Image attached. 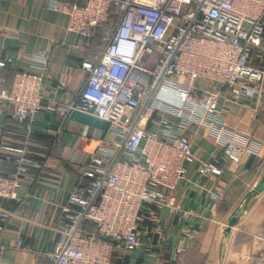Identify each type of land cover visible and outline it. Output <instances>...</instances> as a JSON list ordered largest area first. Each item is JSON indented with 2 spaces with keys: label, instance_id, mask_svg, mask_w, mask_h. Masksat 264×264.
<instances>
[{
  "label": "built area",
  "instance_id": "obj_1",
  "mask_svg": "<svg viewBox=\"0 0 264 264\" xmlns=\"http://www.w3.org/2000/svg\"><path fill=\"white\" fill-rule=\"evenodd\" d=\"M49 7L67 16V31L83 38L98 26L106 29L102 50L80 63L86 77L75 100L45 109L58 113L61 123L70 110L91 115L105 121L111 135L77 173L54 227L62 241L48 254L49 264H122L139 243L147 206L180 210L173 192L184 163L194 159L185 135L189 125L207 129L218 147L209 161H199L202 177L219 175L221 163L258 156L261 143L226 122L220 91H237L245 99L264 95V0H51ZM253 51L261 52L262 66L252 65ZM36 59L39 72L18 71L9 89L0 87L9 118L23 123L26 136L19 145L0 144L15 165L0 174V232L15 215L2 202L17 199L22 177L37 164L28 138L35 113L44 108L47 57ZM13 62L0 57V68ZM198 80L214 81L220 91L199 87ZM149 123L157 130L148 129ZM223 195L218 188L212 199L218 203ZM86 222L98 233L86 232ZM257 237L254 263L264 264V232ZM185 238L194 239V232ZM6 248L0 241V255Z\"/></svg>",
  "mask_w": 264,
  "mask_h": 264
},
{
  "label": "crops",
  "instance_id": "obj_2",
  "mask_svg": "<svg viewBox=\"0 0 264 264\" xmlns=\"http://www.w3.org/2000/svg\"><path fill=\"white\" fill-rule=\"evenodd\" d=\"M50 2L0 0V57H11L12 69L29 73L39 72L41 61L36 58L47 57L40 90L44 108L35 113L28 138L37 164L22 177L17 199L2 202L15 215L0 232V241L7 245L0 264H49L48 254L62 241L54 227L63 217L61 207L76 185L77 173L97 152L99 141L111 137L101 119L70 110L61 123L58 113L45 109L48 104L68 105L75 100L86 77L81 61L103 48L98 34L83 38L67 31V16L50 9ZM251 55L252 65L262 66L261 52ZM12 80L10 72L0 70V87L7 89ZM197 85L220 91L211 80H198ZM220 92L226 122L261 143L258 156L221 163L219 175L202 177L199 161H209L218 147L207 129L189 125L185 135L191 140L194 159L184 163V176L173 192L180 210L155 211L147 206L138 230L139 243L121 258L122 264H255L260 252L257 236L264 232V190L247 200L231 231L225 229L230 215L264 172V95L245 99L237 91ZM8 117L0 100V144H22L26 138L23 123ZM147 128L157 130L158 125L149 123ZM4 156L0 151V174L15 169ZM218 188H223L224 195L215 203L212 193ZM189 231L194 232V239L185 238ZM180 247L184 251L179 252Z\"/></svg>",
  "mask_w": 264,
  "mask_h": 264
},
{
  "label": "water",
  "instance_id": "obj_3",
  "mask_svg": "<svg viewBox=\"0 0 264 264\" xmlns=\"http://www.w3.org/2000/svg\"><path fill=\"white\" fill-rule=\"evenodd\" d=\"M262 190H264V172L262 174V176L260 177L258 183L254 186L253 190L250 191L245 198L243 199L242 203H240V205H238V207L233 211V213L230 215L229 219H228V225L225 229L226 233H229L231 231L232 226H234L238 220L241 218V214L240 213L238 215V212L240 209L243 208L242 212L244 213L245 209H246V203L247 200L252 197L255 194H258L259 192H261Z\"/></svg>",
  "mask_w": 264,
  "mask_h": 264
},
{
  "label": "trees",
  "instance_id": "obj_4",
  "mask_svg": "<svg viewBox=\"0 0 264 264\" xmlns=\"http://www.w3.org/2000/svg\"><path fill=\"white\" fill-rule=\"evenodd\" d=\"M79 3H82V2L79 1ZM113 20H114V18L111 16L108 22L111 23ZM105 29H106L105 26H98V27H96V28L94 29V31H93V35H92V36H95L96 34H98L99 37H100V39H101V35H102V33L104 32ZM0 70H1V71H3V70H7L8 72H10V73H11V76H12V79H13L15 73L18 72V70H14V69L11 68V64H7V65L1 67ZM5 88H6V87H5ZM9 88H10V87H8L7 89H9ZM8 118H9V117H8ZM84 230H85L86 232H95V233H98V230H97L96 226H95L94 224L90 223V222H86V223L84 224ZM118 258H119V257L117 256V253H116V251H115V252L113 253V257H112V259H113L114 262H116V261H118Z\"/></svg>",
  "mask_w": 264,
  "mask_h": 264
}]
</instances>
